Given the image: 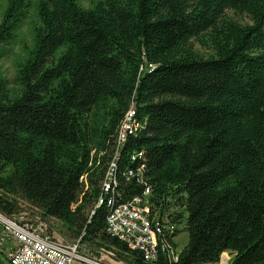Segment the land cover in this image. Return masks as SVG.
I'll return each mask as SVG.
<instances>
[{"label": "trees", "instance_id": "16d2710c", "mask_svg": "<svg viewBox=\"0 0 264 264\" xmlns=\"http://www.w3.org/2000/svg\"><path fill=\"white\" fill-rule=\"evenodd\" d=\"M29 6L9 0L0 59ZM38 16L19 88L0 80V211L27 203L84 253L170 264L107 232L110 204H97L114 161L105 198L150 187L172 247L187 230L176 264L225 251L230 264H264V0H41ZM132 105L138 127L119 144ZM96 147L106 154L93 169Z\"/></svg>", "mask_w": 264, "mask_h": 264}, {"label": "built area", "instance_id": "2783aa9c", "mask_svg": "<svg viewBox=\"0 0 264 264\" xmlns=\"http://www.w3.org/2000/svg\"><path fill=\"white\" fill-rule=\"evenodd\" d=\"M135 116L136 108L132 105L120 128L119 144L126 141L128 134L138 127L134 120ZM115 167L113 161L103 183L104 192L97 204L101 205L106 200L110 204L107 232L127 243L129 247L142 251L145 259L150 262L156 261L165 253L170 264H176L179 261L180 250L172 247L166 238V231L173 232L175 225L169 222L168 216L162 220L160 214L153 211L150 187L145 189L143 195H136L124 203L116 204L114 199L105 198L116 183ZM129 175L133 176L135 173L130 170ZM1 216L5 219H0V248H3L5 240L11 239L16 243L8 254L11 264H110L106 258H115L111 251H101L99 256L82 252L80 239L68 240L60 235L53 219L33 215L27 211ZM223 256L214 264H230L229 259L223 261ZM119 262L126 264L121 260Z\"/></svg>", "mask_w": 264, "mask_h": 264}, {"label": "rangeland", "instance_id": "374dc122", "mask_svg": "<svg viewBox=\"0 0 264 264\" xmlns=\"http://www.w3.org/2000/svg\"><path fill=\"white\" fill-rule=\"evenodd\" d=\"M41 0H29L30 6L27 10V14L23 21L14 29L12 39L7 43L1 45L2 58L0 59V80H5L9 84V86L16 91L19 88V83L17 81V73L19 67L22 63L25 62L27 57L29 56L31 50L34 47V38H35V30L40 25V18L38 16V5ZM84 7H90L98 0H78ZM9 5V0H0V22L3 20L7 7ZM229 14L235 18H238L241 22H249V18L247 15H235L232 12ZM199 50L203 53L206 52V49L202 48L198 43L195 44ZM106 154L104 148L98 149L97 147L94 149V161L92 164L93 169L102 168V160L103 156ZM19 212H14L11 215L19 214L20 211H27L33 215L39 214V210L32 209L29 204L22 203L19 205ZM33 212V213H32ZM9 216L0 211V216ZM10 215V216H11ZM2 219V218H0ZM5 219V218H3ZM55 225L58 230L66 233V227L59 220H55ZM189 239V234L187 230L183 229L180 234L176 238L177 246L179 249L183 248ZM16 246L14 240H5L4 241V254L8 256L11 251V247ZM226 253V254H225ZM224 254L221 255V258L229 259L230 263L233 254L230 251H225ZM220 258V260H221ZM106 261L110 264H120L117 259L106 258Z\"/></svg>", "mask_w": 264, "mask_h": 264}, {"label": "bare ground", "instance_id": "6f19581e", "mask_svg": "<svg viewBox=\"0 0 264 264\" xmlns=\"http://www.w3.org/2000/svg\"><path fill=\"white\" fill-rule=\"evenodd\" d=\"M0 217H1V218H3L2 216H0ZM225 258H226V257H225ZM225 258H223V261H224V262H226V261H227V259H225Z\"/></svg>", "mask_w": 264, "mask_h": 264}, {"label": "crops", "instance_id": "0c3cea01", "mask_svg": "<svg viewBox=\"0 0 264 264\" xmlns=\"http://www.w3.org/2000/svg\"><path fill=\"white\" fill-rule=\"evenodd\" d=\"M58 232H59L60 235H62L59 230H58ZM120 264H123V263H120Z\"/></svg>", "mask_w": 264, "mask_h": 264}]
</instances>
